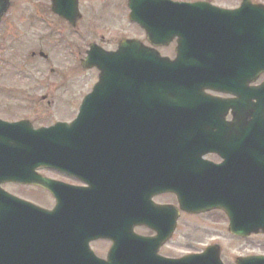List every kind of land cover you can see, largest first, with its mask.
<instances>
[{"label":"water","instance_id":"1","mask_svg":"<svg viewBox=\"0 0 264 264\" xmlns=\"http://www.w3.org/2000/svg\"><path fill=\"white\" fill-rule=\"evenodd\" d=\"M52 2L53 10L69 20L74 21L79 15L78 0ZM129 4L133 8L132 18L146 28L148 37L154 44L168 42V37L172 39L175 35H180L184 37V54L178 50L179 57L171 61L136 41L122 42L118 51L108 55L100 53L97 47L92 46V51L83 64L86 67L98 65L102 69L101 80L96 84L93 93L85 99L80 114L73 123H57L49 128L34 130L28 121L13 124L0 122V182L8 180L36 184L53 191L59 199L58 210L54 212H61L62 205L67 201L66 186L38 175L35 168L45 164L69 171L77 163L79 166L81 157L89 156L88 180L93 186L90 197L95 202H109V214L115 215L118 207L121 214L120 228L122 231L130 230L129 233L120 235L122 251L116 245L114 257H110L109 261L103 264H124L122 256L124 249H127L124 245H128L129 240L133 241L134 237L131 230L134 221L132 219L140 220L148 217L145 215L150 216L146 209L150 201L147 191L152 186L156 189L160 177L155 175L162 176L166 173L164 168H152V160L161 155L157 152L167 149L169 134L181 136L179 129L173 130L179 124L173 119L180 120L182 103L212 101V98L204 93V88L230 90L233 85L231 81L220 83L217 78L231 74L229 59L233 58L234 52L244 53L245 56L241 59L243 66L240 62L234 66L235 70L240 69L245 77L243 84L239 83L241 79L238 80L237 87L246 85L264 71L262 5L245 2L243 8L227 11L208 4H185L169 0H129ZM9 5L10 0H0V21ZM134 46H137L139 56L144 58L129 59L128 49ZM114 101L126 102L127 105L122 108L123 112L129 113L132 109L133 114L126 116V119H118L116 111L119 108L113 105ZM131 104L135 107H131ZM191 125H194V121ZM259 126L261 127L259 123L250 125V149L262 148L260 136L254 134ZM208 130L201 133L204 132V139L210 141L211 134ZM70 133L76 137L84 135L88 147L81 157L74 153L71 157L72 146L68 145L69 139L66 138ZM186 133L189 139L192 131L188 129ZM187 136L182 138L186 139ZM101 147L108 151H119L116 156H120L119 167L114 168L110 154L106 155L104 174L97 173V150ZM55 149L56 155L53 153ZM3 154L7 155L4 159ZM22 158H31L32 162L29 165L23 164L20 161ZM66 159L68 165L64 166ZM1 196L8 198L10 204L24 203L18 205V210L5 209L0 199V264H17L21 251L25 253L22 254L23 258L30 256L28 245L21 248L19 239L23 234L20 210L32 214L42 211L51 215L54 212L35 208L5 192ZM238 196L241 204L250 207L249 228H240L241 222L233 218L231 230L243 235L259 229L264 230V185L259 187L250 183L248 192L232 193L234 199L239 198ZM187 201L194 203L190 197L186 198ZM226 207L231 211V206L227 204ZM232 207L237 208L235 204H232ZM142 222L150 223L147 220ZM170 230L171 228L162 231L157 240L151 241L154 246L160 245V241L169 235ZM141 241L145 246L151 243L147 239ZM9 251H12L11 254ZM64 257L67 264H72L75 255L68 251ZM176 262L223 264L218 247L208 248L201 255H190ZM61 263L59 260L58 264ZM238 264H264V257L240 258Z\"/></svg>","mask_w":264,"mask_h":264},{"label":"rangeland","instance_id":"2","mask_svg":"<svg viewBox=\"0 0 264 264\" xmlns=\"http://www.w3.org/2000/svg\"><path fill=\"white\" fill-rule=\"evenodd\" d=\"M126 1L96 0V4H92L94 0H83L86 17L83 22H79V31L75 33L51 13L48 0H12L11 9L0 28V40L6 35L2 31L5 33L11 31L25 32L21 35L22 38L27 39H25V44L20 39L14 43L13 39L17 34H13V38L8 42L9 48L7 47L5 51V58L10 62L2 65L5 59L0 60V69L9 66L8 70L4 72L0 70V82L15 88L24 86L25 91H20L21 94L16 95L15 91L18 89L8 92L3 88L1 89L0 84V115L8 119L31 116L36 125H47L56 120L71 117L72 114L68 106L80 102L82 94L87 92L98 78L96 69L84 71L81 66L77 69L71 67L75 61L73 53L70 54L71 46H78V51L75 50L74 54L80 55L81 50L87 47V43L93 40L98 41L106 48L114 49L124 36L144 37L143 31L127 22ZM223 2H227L229 5L236 4V0H220V3ZM40 5H42L41 10L37 8ZM88 7L95 8L92 16ZM36 10L44 15L48 23H42L40 20L34 23L29 22L28 16L34 15ZM107 12L112 13L108 16L105 14ZM101 14L106 16L104 20H99L98 16ZM89 21L92 22L90 25ZM88 30L92 32L88 33ZM80 32L81 34H79ZM48 34L51 36L48 37ZM12 48L14 49L12 50ZM172 49L173 46H170L168 49L165 48L163 52L172 54ZM40 50L47 53L48 57L41 56ZM33 52L35 53L33 54ZM9 54L12 55L8 56ZM53 64L55 65V73H52V77L56 81L55 85L51 84L52 78L49 81V78L45 77L43 82L40 81L42 77L47 76V73H51ZM36 83L38 84L37 90L40 88L38 93L50 92V95L41 102L36 101V105L33 103L29 105L24 94L31 89L29 86ZM39 83L42 85L40 86ZM63 100L73 103L62 105ZM50 102L52 105L49 104ZM73 111L74 109H72V113ZM9 188L16 194L38 201L51 202L50 195L41 189L17 184H12ZM233 237L228 231L227 222L224 220L217 218L203 221L187 219L170 250L178 254L182 250L199 249L204 244L216 241L222 247V258L227 264H233L232 258L238 254L264 250L263 234L247 240H237Z\"/></svg>","mask_w":264,"mask_h":264},{"label":"flooded vegetation","instance_id":"3","mask_svg":"<svg viewBox=\"0 0 264 264\" xmlns=\"http://www.w3.org/2000/svg\"><path fill=\"white\" fill-rule=\"evenodd\" d=\"M179 1H184V2L208 1L221 7L236 8L240 5L242 0H236V4L234 5H229V3L227 2L220 3V0H179ZM95 2L96 0H94V3L92 4H96ZM252 2L264 3V0H252ZM127 3L128 0L125 2L127 22L139 28V25L136 22L130 20L129 17L130 9ZM41 6L42 5H40V7L37 8L41 10ZM79 8L82 13V18L80 22H83V20H85L86 17V11L84 9L83 0H79ZM89 11L91 12V16H92L93 13L95 12V8L93 9L89 8ZM110 13L107 12L105 14L110 16L111 15ZM36 15H37L36 22L41 20L40 18L44 16L38 10H36ZM116 16L118 17L117 13ZM105 17L106 16L104 14L98 16L99 20H104ZM59 20L64 22L66 26L69 27L71 26L69 22L60 18ZM34 22H35V18H34ZM91 23L92 22L89 21V25ZM78 24L79 22L77 23L76 26H78ZM139 29L141 30V28ZM87 32L90 33L92 31L88 30ZM143 33H144L143 38L136 35H130V36L127 35L121 38V40L132 39V38L134 39L140 38L142 40H145L146 35L144 31ZM50 36L51 34H48V37ZM76 50L78 51V46L76 47ZM85 50L86 49H83L81 51L83 52ZM46 56L48 57L47 53ZM71 67L77 69L79 67V64L73 62L71 64ZM263 82H264V74L260 75L258 80L255 83H253L252 86H258ZM213 94L218 97L226 98V99L237 98V96L229 93L213 92ZM27 98L29 99L28 102L34 104H36V101L38 99V97L35 95L32 97V91H30V95H28ZM33 98L35 101H33ZM66 103L71 104L73 102H66ZM223 103L224 104H221V102L218 103L215 102L214 104L220 107L218 112L216 113L217 116L214 117L215 121L211 129L214 140H221L220 138H224L225 141L227 142V145L224 148H219L216 145H214L215 147L210 150H199L192 153V155L191 154L190 155L197 156L196 161L198 164L195 165V168L200 173L201 171L199 169H202V171L205 174L206 171H209L202 165V163H205L207 165H210L211 169L209 172L211 173V176L215 181L217 182L226 181L232 185L235 184L236 186L237 185L244 186V184L248 182V181L244 182V180L249 178L250 176L251 165H254L258 159L251 157L250 155L259 152L250 151L246 149H237L233 147L235 144V138L238 136L237 132L239 133V129L237 128V126H235V121L236 120L239 121V119H237L236 114L238 112L237 109L239 110L242 107L240 111L242 112L244 120L248 123L249 122L248 115L250 113L249 108L251 107L252 110H254L256 106L260 105V101L257 98H253L251 101H248V103L244 106H241L236 101L232 103L231 101H229L228 103L226 102ZM49 104L52 105V102H50ZM76 105L77 104L75 102L74 106ZM260 113L264 115V111H261ZM22 118L23 119L28 118L32 121L34 125H36L32 117H22ZM245 125L247 126L248 124ZM245 125L241 126L243 135H245V131L248 130V127L245 130L246 128ZM261 158L264 163V156ZM184 167L185 164L183 163L182 166L180 167L182 171V172L180 171L181 174L179 176L180 182H182V179L185 178V174H183ZM262 167L264 168V165H262ZM40 172L56 180L66 182L74 186H87V183H84L82 180L77 179L68 174H64L57 170L41 168ZM180 193L181 192H164V193L154 194L152 196V202L158 207V209L156 210V213L150 211V216L154 218H159L160 217L159 213L161 212L160 206L168 205L169 208L162 216L163 219L162 227L166 229L169 228L173 223L175 224L171 236L165 242L155 246L152 243L148 247L149 249L157 251L156 252L157 256L159 255L163 258L179 259L181 257H184L187 253H200L207 246L218 243L216 241L209 242L207 244H204L203 247H200L199 249H189L188 251L182 250L181 253L178 254L170 250L172 249L171 248L172 244L177 239L179 232H181L183 227L185 226L187 219L203 221V220H212L214 218H217L226 221L227 227L230 221V215L228 214V212L220 207H215L205 212H193V213L188 212L181 203L182 201L180 199ZM50 197H51V202L38 201V200H33V201L43 206L44 208L55 210L57 207V198L52 194H50ZM67 200L70 210L67 213L56 212L51 215L40 214L38 216L39 221L37 223H34V221H30V220L29 222H22V226L25 227L24 230L28 231L29 236L33 238V242L35 244L34 245L35 256L42 255L40 256L41 258L35 261L36 264H58L60 259L59 251L62 250L69 251L71 252V254L75 255L72 264H98V263L103 264L108 262L110 257H114L113 252H116L115 251L116 245L120 248L119 250L122 251L120 245L121 228H120L119 218L121 219V214L119 208L117 209V212L114 213L115 215H112L108 213V209H109L108 207L111 205L109 202L106 201L102 202V206L100 207V205L97 204L99 202H95V201L91 202L88 198L68 197ZM83 202H87V203L84 204ZM85 206H88L97 212L94 213L93 215H88L87 213L84 212ZM111 218H117V219H111ZM246 218H247L246 215L242 216V219H246ZM31 226L33 227L32 230L28 229ZM134 230L136 233L148 237H153L158 233L157 230L148 227L147 225L144 224L136 225ZM231 235L234 236L233 238L237 240L238 239L247 240L259 234H254L250 236H236L233 234ZM21 242H22L21 245L25 247L26 246L25 239H22ZM29 247L33 248V245L31 244L29 245ZM250 255L264 256V250L238 254L232 258V263L237 264L238 258L242 256H250ZM130 257L132 260V264L144 263L142 250L140 248V245H138L136 241H133L132 243L130 250ZM61 264H65V263H61ZM165 264H171V263L166 261ZM225 264L227 263L225 262Z\"/></svg>","mask_w":264,"mask_h":264}]
</instances>
